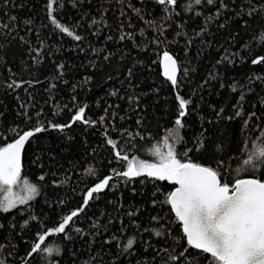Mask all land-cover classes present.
Masks as SVG:
<instances>
[{
    "label": "snow or ice",
    "instance_id": "obj_1",
    "mask_svg": "<svg viewBox=\"0 0 264 264\" xmlns=\"http://www.w3.org/2000/svg\"><path fill=\"white\" fill-rule=\"evenodd\" d=\"M0 264H264V0H0Z\"/></svg>",
    "mask_w": 264,
    "mask_h": 264
}]
</instances>
